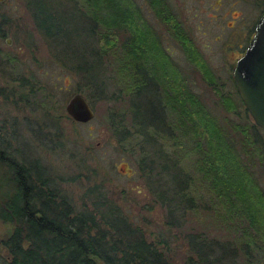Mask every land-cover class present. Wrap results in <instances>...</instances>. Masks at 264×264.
<instances>
[{"label": "trees", "instance_id": "16d2710c", "mask_svg": "<svg viewBox=\"0 0 264 264\" xmlns=\"http://www.w3.org/2000/svg\"><path fill=\"white\" fill-rule=\"evenodd\" d=\"M81 1L75 9L83 22L84 49L69 35V40L60 38L62 27L52 3L46 13L44 0L27 4L36 26L59 44L56 56L62 66L83 77L86 85L76 92L88 89L90 95L95 89L106 95L111 89L106 97L123 102L111 110L108 122L142 176L154 185L155 175H169L172 201L197 219L211 221L206 226L215 231L213 238L197 230L185 235L191 249L186 264H264V144L255 132L259 126L219 117L193 88L189 74L202 77L226 113L238 109L171 0H143L165 34L138 0ZM5 36L0 28V37ZM165 36L182 49L189 73L173 58ZM15 60L7 55L0 63ZM11 69L6 73L12 100L36 107L53 125L70 117L57 107L55 85L42 84L33 72L28 76L16 66ZM237 95L244 104L238 90ZM3 135L0 177L6 181L0 183V219L13 226L3 241L9 264H174L169 238L149 240L112 202L94 201L92 209L86 203L81 209L75 206L44 169L16 161L9 152L12 140Z\"/></svg>", "mask_w": 264, "mask_h": 264}, {"label": "rangeland", "instance_id": "374dc122", "mask_svg": "<svg viewBox=\"0 0 264 264\" xmlns=\"http://www.w3.org/2000/svg\"><path fill=\"white\" fill-rule=\"evenodd\" d=\"M44 1V13L51 12V3L57 9L58 22L62 27L60 38L69 40V35L74 44L84 49L85 36L80 35L83 22L75 9L78 8L75 5L82 6V1ZM138 1L147 18L160 29L143 0ZM171 2L191 31L195 43L213 70L217 83L222 85L221 89L225 93H231L238 109L226 113L219 106L216 93L202 77L189 74L193 88L202 94L219 117L228 115L240 123H255L237 95L238 88L235 86L233 73L237 60L244 54L253 36L255 24L264 10V0ZM0 28L6 32L5 37H0V50L3 53L0 54V60L7 55L16 57V62H11L12 64L0 63V135L4 134L3 136L12 140L9 146L12 157L16 161L25 162L27 166L37 164L44 169L54 185L80 209L84 203L90 209L94 208V201L97 200L114 203L128 216L129 221L142 227L149 240L163 235L167 240L169 238L171 260L174 264H186L191 255L189 241L185 237L187 232L201 231L207 235L206 238H213L216 233L213 228H207L206 225L211 224L208 218L201 219L198 216L201 220L199 222L197 216L191 215L183 206H177L172 201L174 184L169 175H155L153 179L156 183L150 185L138 170L131 151L119 147L118 139L110 129L108 116L111 110L122 107L123 102L113 99L111 95L106 97L112 93L111 89H107L106 95L95 89L87 95L88 89L85 92L82 90L80 93L95 110L92 121L79 123L68 116H63L55 125L50 120L45 121L40 114L42 112L36 107L29 108L12 100V89L7 87L6 70L16 66L27 75L33 72L42 80V84L55 85L53 93L56 95L57 107L62 108L66 115L69 98L80 86L83 89L86 83L71 67L70 70L69 67L62 66V60L56 56L59 44L54 43L44 30L36 26L27 0L0 2ZM160 31L165 34L162 28ZM7 38L12 40L11 44H8ZM164 38L173 58L189 73L191 66L182 49L170 38ZM255 132L264 144V129L260 128ZM173 172L170 170V173ZM3 180L6 181L5 177H0V183ZM262 184L264 186V181ZM152 186L155 189H151ZM12 231L13 226L0 219V264L10 262V255L3 241Z\"/></svg>", "mask_w": 264, "mask_h": 264}, {"label": "water", "instance_id": "95a60500", "mask_svg": "<svg viewBox=\"0 0 264 264\" xmlns=\"http://www.w3.org/2000/svg\"><path fill=\"white\" fill-rule=\"evenodd\" d=\"M2 1L4 0H0ZM7 42L11 44L12 40L7 38ZM234 78L239 94L255 124L264 129V15L259 20L256 33L244 55L236 64ZM66 111L79 123H88L95 118L94 108L80 92L69 98Z\"/></svg>", "mask_w": 264, "mask_h": 264}, {"label": "flooded vegetation", "instance_id": "af4514ba", "mask_svg": "<svg viewBox=\"0 0 264 264\" xmlns=\"http://www.w3.org/2000/svg\"><path fill=\"white\" fill-rule=\"evenodd\" d=\"M264 15V10H263V12H262V14H261V16L259 17V19H258V21L256 22V24H255V27H254V29H253V36L251 37V39L249 40V43H250V41L252 40V38L254 37V35H255V33H256V27H257V24H258V22H259V20L262 18V16ZM249 43L247 44V47H248V45H249ZM247 47L245 48V51H246V49H247ZM245 53V52H244ZM244 55V54H243ZM242 55V56H243ZM241 56V57H242ZM240 59V58H239ZM238 59V60H239ZM238 60H237V62H238ZM237 62H236V64H237ZM236 67V66H235ZM235 70V69H234ZM233 76H234V73H233ZM235 79V78H234Z\"/></svg>", "mask_w": 264, "mask_h": 264}]
</instances>
